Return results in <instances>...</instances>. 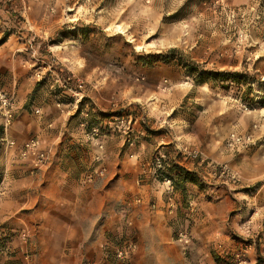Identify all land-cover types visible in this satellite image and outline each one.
<instances>
[{
	"label": "rangeland",
	"instance_id": "rangeland-1",
	"mask_svg": "<svg viewBox=\"0 0 264 264\" xmlns=\"http://www.w3.org/2000/svg\"><path fill=\"white\" fill-rule=\"evenodd\" d=\"M12 1L0 0V20L8 23L3 29L0 26V42L16 35L28 44L25 52L36 83L25 105L30 113L37 114L33 106L45 98L80 104L85 111L95 107L85 97L89 84L69 69L79 46L93 66L107 70V76L96 75L95 80H111L118 102L113 112L95 113L96 119L85 126L88 136L94 129H98V139L120 131L131 135L132 120L142 115L144 101L155 102L152 116L163 124L156 129L185 134L189 145L180 150L201 154L203 161L189 157L193 169L174 162L176 167L170 172L173 185L164 198L177 205L178 190L180 207L177 213L164 214L173 227L166 261L264 264V0H79L64 12L46 11L35 2L26 11L14 10ZM43 19L47 27L39 25ZM173 49L178 52L173 54ZM192 64L201 72L228 77L223 84L209 79L199 84L197 75L189 73ZM0 79L6 87L7 75ZM164 99L170 108L161 102ZM3 129L2 123L0 148L4 147ZM234 134H253L255 141L232 150L228 142ZM131 139L123 148L134 145ZM214 143L221 148L219 160L207 156L216 151ZM149 153L147 173L136 179L137 187L145 185L147 175L164 184L154 177L153 161L159 152ZM179 157L178 152L175 160ZM89 176L93 182L97 179L93 166L82 171L81 180ZM187 183L195 191L185 190ZM196 196L202 197L203 206L212 208V227L191 219L199 213ZM195 227L196 235L192 233ZM181 232L187 236L180 238ZM112 245L113 249L106 250L110 264H120L117 253L124 247L130 249L126 264L138 258L143 264H155L151 256L141 255L132 231ZM159 253L156 264L162 259Z\"/></svg>",
	"mask_w": 264,
	"mask_h": 264
},
{
	"label": "crops",
	"instance_id": "crops-1",
	"mask_svg": "<svg viewBox=\"0 0 264 264\" xmlns=\"http://www.w3.org/2000/svg\"><path fill=\"white\" fill-rule=\"evenodd\" d=\"M78 1L13 0L12 9L26 11L35 2L46 11L54 8L64 12L75 7ZM33 24L39 23L33 21ZM5 25L8 23L0 20L2 29ZM39 25L48 26L44 19ZM27 47L26 40L16 35L0 42V76L7 75L8 81L7 86L2 87L0 79V91H7L5 94L12 98L13 104V118L1 136L17 144L39 138L43 148L50 150L52 161L33 171L28 163L19 159L17 148H0V250L10 247L16 252L14 256L0 253V264L25 263L26 248L19 237L22 230L30 234L32 256L29 264H110L106 250L113 249V240L128 231L136 234L141 255L151 256L156 264L157 251L162 257L159 264H170L165 255L171 247L173 227L164 214L177 213L180 207L178 190H175L177 205H174L164 198L170 188L168 184L154 181L148 175L141 187H137L135 181L141 173H147L152 151L164 152L176 164L193 169L191 158L182 155L180 160H175L181 147L189 145L185 140L187 136L158 130L163 124L159 125L151 112L156 103L144 101L142 115L132 120L131 135L120 131L96 142L91 140L86 124L96 119L95 113L115 111L118 102L113 96L111 80H95L96 75L107 76V70L93 66L88 54L79 46L75 47L74 65L69 69L89 84L85 97L91 98L95 107L79 112L80 104H59L45 98L36 104L38 107L33 106L38 113H30L25 105L36 83L31 77ZM161 102L171 107L169 101ZM2 123L5 124V117L0 111V126ZM133 131L136 134H132ZM127 139L133 140L134 145L123 148ZM213 145L216 151L204 154L211 160H219L221 148ZM176 148L179 150L175 153ZM92 166L95 171L103 169L105 177H97L94 182L81 180L82 171ZM183 187L195 191L190 183ZM201 198L194 197L200 208L197 216L191 219L212 227V208L203 206ZM151 203L154 204L152 208L149 207ZM172 205L174 210H171ZM193 231L198 234L197 227L192 228L194 234ZM133 264L143 263L138 258Z\"/></svg>",
	"mask_w": 264,
	"mask_h": 264
},
{
	"label": "built area",
	"instance_id": "built-area-1",
	"mask_svg": "<svg viewBox=\"0 0 264 264\" xmlns=\"http://www.w3.org/2000/svg\"><path fill=\"white\" fill-rule=\"evenodd\" d=\"M12 110H13L12 98H10L7 94H1L0 111H2L5 117V129L10 125L11 120L13 118ZM89 138L91 140L99 141L100 139H98L99 138L98 129H94L93 132L89 135ZM2 141L5 149L17 148L19 159L23 162L28 163L32 167L33 171L40 170L43 167H46L52 161L50 150H46L45 148H43L39 138H31L21 144H17L16 141L9 140L7 138H4ZM254 141L255 140L253 134H248L246 136H240L234 134L232 135V137L228 142V147L231 148L232 150L235 149L237 150L240 148H244L245 146L253 143ZM131 145H133V143H131ZM179 153L183 156L191 157L193 159L201 158V154L193 151L190 152L186 148L184 150H181ZM170 161H171L170 157H168L165 153L163 154L159 152L157 154V156L154 158L153 161L154 177L156 179H159L163 176L162 173L170 166ZM201 161H203L202 158ZM215 167L216 166H213V169H215ZM95 175H97V177L102 178L105 176V171L103 169L95 171ZM87 181L93 182V177L89 176ZM163 182L164 184H168L170 187L173 185L172 181L168 178H164ZM171 204L173 203L171 202ZM171 210H173V205L171 206ZM185 236H187V234H185L184 232H181V234H179L180 238H185ZM19 237L22 241L23 246L26 248L23 257V260L25 262L24 264H29L32 255L29 249L31 241L28 230H22L19 233ZM129 250H125V247L119 249L117 253V259L120 264H126L128 255L130 253ZM133 251L134 249H132V252ZM0 253L6 254L8 256H14L16 254V252L10 247H3L0 250Z\"/></svg>",
	"mask_w": 264,
	"mask_h": 264
},
{
	"label": "trees",
	"instance_id": "trees-1",
	"mask_svg": "<svg viewBox=\"0 0 264 264\" xmlns=\"http://www.w3.org/2000/svg\"><path fill=\"white\" fill-rule=\"evenodd\" d=\"M173 54L177 53L178 51L173 49L171 51ZM190 67V74L192 75H197V79L196 81L199 83V84H204L207 82V79L209 80H214L218 83H222L223 84V81L226 80V78L228 77L227 74H224V73H215V72H201L198 70L197 66L195 64H192ZM225 82V81H224ZM224 89H226L224 87ZM81 106V105H80ZM81 108V107H80ZM81 109H79V112H80ZM176 165L174 164L173 161H170V166L162 173V177L159 178L161 181H163L164 178H168L172 181L173 183V180H172V177L170 176V172L173 170V168H175ZM170 177V178H169Z\"/></svg>",
	"mask_w": 264,
	"mask_h": 264
}]
</instances>
